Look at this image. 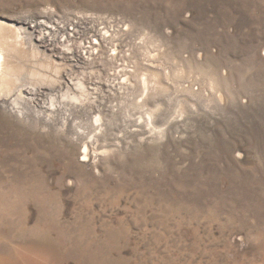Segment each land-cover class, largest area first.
Wrapping results in <instances>:
<instances>
[{
  "label": "rangeland",
  "instance_id": "374dc122",
  "mask_svg": "<svg viewBox=\"0 0 264 264\" xmlns=\"http://www.w3.org/2000/svg\"><path fill=\"white\" fill-rule=\"evenodd\" d=\"M0 33V96H46L0 106V264H264V0H0Z\"/></svg>",
  "mask_w": 264,
  "mask_h": 264
},
{
  "label": "bare ground",
  "instance_id": "6f19581e",
  "mask_svg": "<svg viewBox=\"0 0 264 264\" xmlns=\"http://www.w3.org/2000/svg\"><path fill=\"white\" fill-rule=\"evenodd\" d=\"M24 25L26 26L25 27V31H27V32H29V34H27L26 32H24V34L25 35H29V37L31 38V40L33 41V43H35V44H37V47H40V48H43L44 49V51L45 52H50L53 56L54 55H58L56 58H58V59H60L61 61H63V62H65V63H67L68 65H69V63H70V67L71 68H75V69H77V70H80V69H83L84 68V66H87V65H90L91 64V62L93 61H90L93 57H94V52H93V49L95 48V46H93V47H82V49L83 50H80V51H77V52H71V51H69V50H64L65 52L63 53V52H60V51H58L57 49H58V46L59 45H61L60 43H62V42H65V37L64 36H67V35H65L66 34V30H64L65 28L63 27H61V29H62V31H63V33L60 35V37H57L55 34H56V27L54 28V27H52V28H50L49 27V25L47 24V21H43V19L42 20H34V21H32L31 19H27L26 21H25V23H24ZM12 27V26H11ZM11 27H9V29L11 28ZM3 28V27H2ZM74 28V27H73ZM16 30V29H15ZM18 30V29H17ZM76 30V29H75ZM74 30V31H75ZM20 32V31H19ZM76 33H78V31L76 32ZM14 35H15V33H14ZM17 36V38L18 39H20L21 40V37L22 38H24L23 36H19V35H16ZM28 37V36H27ZM69 37L71 38L72 37V34H69ZM77 37V36H76ZM91 37V36H90ZM9 38V37H8ZM11 38V37H10ZM17 39V40H18ZM5 40V39H4ZM7 40V39H6ZM10 40V39H9ZM12 40V39H11ZM59 40H62V41H59ZM23 40H21V42H22ZM31 41V42H32ZM3 39H2V34L0 33V45H2L3 43ZM7 42V41H6ZM15 42V41H14ZM20 42V43H21ZM11 43V42H10ZM9 43V44H10ZM17 43V42H16ZM67 43V42H66ZM17 44H19V43H17ZM63 44V46L65 45L64 43H62ZM11 45H13V44H11ZM7 46V45H6ZM6 46H4V47H6ZM19 46V45H18ZM32 46V45H31ZM9 48V47H8ZM19 48V47H18ZM7 49V48H6ZM5 49V50H6ZM12 50H15V49H12ZM7 51V50H6ZM16 52V51H15ZM34 53H35V51H34ZM8 54V53H7ZM35 56V55H34ZM49 57V56H48ZM43 59V58H42ZM8 60V59H7ZM41 60V59H40ZM51 61V60H50ZM5 60H4V55H3V53H2V49L0 50V94H1V92H3V90H4V88H7V92L9 91V90H11L12 89V87H10V83H8L7 81H6V75H10V72L12 73V75H13V77L14 76H17L18 75V73H20V71H21V67H19V66H16L15 64L14 65H6L5 63ZM8 62V61H7ZM12 62V61H11ZM21 62V61H20ZM74 62V63H73ZM15 63V62H14ZM23 63V62H22ZM47 63V62H46ZM115 63V62H114ZM117 63V62H116ZM18 64V63H17ZM20 64V63H19ZM27 64V63H26ZM53 64V63H52ZM74 64V65H73ZM30 65V64H29ZM55 65V64H54ZM58 65V64H57ZM92 65V64H91ZM21 66V65H20ZM64 67V66H63ZM66 67V66H65ZM88 67H90V66H88ZM131 67V66H130ZM48 68V67H47ZM49 68H52V67H49ZM57 69H58V67H57ZM70 70V69H69ZM30 71V70H29ZM84 71V70H83ZM57 72H59V70L57 71ZM71 72H75V70H73V69H71ZM80 72V71H79ZM118 72V71H117ZM121 72V71H120ZM45 73V72H44ZM122 73H125V72H122ZM55 74V73H54ZM75 74H77V73H75ZM8 75V76H9ZM57 75H58V73H57ZM60 75V74H59ZM124 75H126V74H124ZM123 75V76H124ZM19 77V76H18ZM32 77V76H31ZM52 77V76H51ZM73 76H72V74H69V73H67V75H64V82H61V84H59V87H56V89L55 90H53L52 92H55L56 94H60V95H62V97L64 96V94L67 92H65V89H68V91H69V89H74L75 87L74 86H76L75 85V81H73V78H72ZM9 78V77H8ZM7 78V79H8ZM36 78H38V77H36ZM41 78V77H40ZM48 78V77H47ZM58 78V77H57ZM10 79V78H9ZM53 79V78H52ZM51 79V80H52ZM80 79V78H79ZM121 79V78H120ZM146 79V78H145ZM45 80V79H44ZM55 80V79H54ZM147 80V79H146ZM36 81V80H35ZM49 81V80H48ZM128 81V80H127ZM18 79L17 80H15V85H18ZM113 82H114V80H113ZM148 82V81H147ZM58 83V82H57ZM56 83V84H57ZM119 83V82H118ZM31 84V83H30ZM145 84V83H144ZM14 85V86H15ZM32 85V84H31ZM52 85V84H51ZM55 85V84H54ZM80 85V84H79ZM116 85V84H115ZM122 85H123V83H122ZM56 86V85H55ZM117 86V85H116ZM120 86V85H119ZM145 86V85H144ZM22 87H24V86H22ZM26 87V86H25ZM126 87V86H125ZM17 88V87H16ZM79 88V87H78ZM121 88V87H120ZM128 88H129V86H128ZM149 88V87H148ZM50 89V88H49ZM145 89V88H144ZM146 89H147V87H146ZM84 90V89H83ZM122 90V89H121ZM130 90V89H129ZM24 91H26V93H27V95L28 96H31V99H28L29 101L28 102H30L29 103V106L30 107H33V108H35V106H40L39 104H37L38 102H40V99L39 98H43L44 96H45V94H43V91H40L39 89H36V88H31V87H26L25 89L23 88V90H19V92L17 93V95H15V98H11L10 100H7V99H3L1 96H0V98H2V99H0V102H2L1 104H0V106H2V107H4V108H6V109H8L9 111H11L12 113H14V114H17V115H19V117H22V118H25V117H28V116H26L27 115V111L25 112L24 111V109L21 107V106H19V104H18V99H20L21 97H23V93H24ZM75 91V90H74ZM80 91H82V90H80ZM14 93V92H13ZM70 93V92H69ZM131 93V92H130ZM8 94H10L9 92H8ZM12 95V94H11ZM89 95V94H88ZM9 96V95H8ZM33 96V97H32ZM48 96V95H47ZM76 96V95H75ZM46 97V96H45ZM69 97V96H68ZM24 98V101H25V97H23ZM55 98V97H54ZM75 98V97H74ZM73 98V99H74ZM80 98V97H79ZM46 99V98H45ZM57 99V98H56ZM67 99V98H66ZM55 100V99H54ZM53 100V101H54ZM72 100V99H71ZM21 101V100H20ZM26 102V101H25ZM50 102H51V100H50ZM52 103V102H51ZM54 103V102H53ZM66 103V102H65ZM78 103V102H77ZM26 105V104H25ZM42 105H43V107L42 108H45V104L44 103H42ZM71 105V104H70ZM74 105H75V103H74ZM79 105V104H78ZM54 107L56 106V105H53ZM27 107V106H26ZM76 107V106H75ZM81 107V106H80ZM79 107V108H80ZM32 108V109H33ZM68 108V107H67ZM66 107H64V104H63V106H60L59 107V111L58 112H60L61 114H62V116L64 117V119H68V120H70L72 117H70L69 116V114H67V113H69V112H67L68 111V109H67ZM72 108V107H71ZM64 109V110H63ZM77 109V108H76ZM37 110V109H36ZM53 110H56V109H53ZM71 110V109H70ZM74 110V109H73ZM73 110H72V112H73ZM35 112V111H34ZM38 112V111H37ZM40 112V111H39ZM44 112H46V111H44ZM57 112V111H56ZM33 113V112H32ZM36 114V113H35ZM48 113H46V115H47ZM51 114V113H50ZM74 115V114H73ZM51 116V115H50ZM39 117V116H38ZM21 118V119H22ZM44 118V117H43ZM46 118V120L48 121L49 120V118H48V116L47 117H45ZM74 118V117H73ZM30 119V118H29ZM38 119V118H37ZM73 120H75V119H73ZM72 120V121H73ZM97 120V119H96ZM33 121V120H32ZM45 121V120H44ZM38 122V121H37ZM65 122V121H64ZM67 123V122H66ZM69 124V123H68ZM93 152V151H92ZM84 155H86V157L87 158H89V155H88V153H86V154H84ZM94 159V158H93Z\"/></svg>",
  "mask_w": 264,
  "mask_h": 264
},
{
  "label": "built area",
  "instance_id": "2783aa9c",
  "mask_svg": "<svg viewBox=\"0 0 264 264\" xmlns=\"http://www.w3.org/2000/svg\"><path fill=\"white\" fill-rule=\"evenodd\" d=\"M56 22L59 24V23H61V20L59 21V20L57 19Z\"/></svg>",
  "mask_w": 264,
  "mask_h": 264
}]
</instances>
